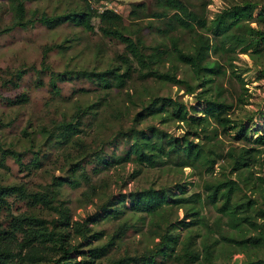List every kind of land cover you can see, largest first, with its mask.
I'll list each match as a JSON object with an SVG mask.
<instances>
[{
	"label": "rangeland",
	"instance_id": "rangeland-1",
	"mask_svg": "<svg viewBox=\"0 0 264 264\" xmlns=\"http://www.w3.org/2000/svg\"><path fill=\"white\" fill-rule=\"evenodd\" d=\"M89 1L97 11L107 7L121 14L118 26L134 38L142 39L146 45L156 44L170 51L171 41L177 40L184 50H189L194 46L199 32L211 36L207 29L197 26L186 29L174 20L173 26H168V18L158 20L151 15L146 16L170 12L171 9L167 8L163 0ZM138 1L145 3L144 13L140 18H133L129 14L131 2ZM184 1L206 18L208 23L211 16L222 7L248 1L255 5L256 13L260 4L264 3V0ZM84 4L81 0H25L26 16L34 17V11H37V15L41 11L47 14L60 13L67 9L82 8ZM12 17L10 0H0V27L11 23ZM34 21L32 25H17L0 35V142L5 147L20 151L24 163L30 162L33 155H38V162L25 167L8 155L5 166L0 164V183H22L30 190L42 191L50 187L54 176L78 178V170H72L71 161L80 157L77 161L85 166L90 183L82 181L80 186L72 187L65 182L56 187L57 196L69 207L71 218L82 221L88 215H94L95 220L89 226L94 230H102L103 236L99 240H92L93 243L106 242L116 229L118 231L119 223L125 221L128 224L122 231L124 235L94 264H108L109 257H119L125 253L142 254L154 247L165 233L174 236L172 239L164 237V240L173 242L174 249L164 255H157L155 264H247L250 260H264V216L261 211L249 209L252 223L240 218L239 224H234L245 211H236V216L232 217L231 212L219 210L223 201L221 198L211 201L207 194L209 183L220 177H232L238 181L240 188L231 194V201L252 199L255 207L264 208V143L252 140L256 135L253 128L264 132V51L251 56L240 52L239 48L234 52L211 50L210 58L219 61L225 72L216 75L212 83L201 86L198 84L200 79L193 75L189 65L176 59L171 51L168 52L162 57L159 69L166 70L171 63L175 64L178 67L177 77L183 78L189 86H194V92H190L185 84L150 76L141 78L137 75L138 64L130 56L135 68L125 85L105 89L99 80L87 78L79 71L100 73L119 64L116 56L125 52V45L116 37L101 33L97 16L92 18L94 31L71 21L53 27ZM250 23L255 25L254 21ZM247 24L244 20L233 30L243 31ZM210 41L214 39L210 37ZM60 42L65 48L56 46ZM46 48L49 49L44 54ZM18 69H22V75L15 79L13 73ZM63 69H70L79 75L74 73L70 79H57L60 93L56 94L49 83L50 70ZM14 80L16 85L13 84ZM20 92L27 94L26 101L8 102ZM154 96H170L189 106L191 111H194V104L199 111L201 105L197 101L204 97L222 100L231 107L226 112L222 111L221 116L231 119L234 124H241L242 121L250 125L245 126L248 138L238 137L236 128H223L224 123L211 116L203 122L205 129L200 130L203 134L197 138L203 153H206L203 162L191 165L171 162L157 166L142 165L141 172L135 177L130 176L138 167L134 160L110 166L98 162L94 157L95 151L103 156L125 152L129 145L125 133L135 123L134 114ZM91 103L93 106L89 113L80 118L83 130L78 136L89 144L84 157L74 155L76 152L69 144L59 142L55 130L47 139V129H40L45 126L49 132L54 129L56 121L69 118L77 104ZM171 109L172 106L168 105L164 112L146 117L137 123V128L149 131L153 127L173 137L188 135L194 138L189 125L172 117ZM23 128L30 134L25 135ZM196 130H199V126ZM242 148H251V153L256 157L244 169L233 171L232 157L227 152L237 154ZM150 186L164 189L168 199L153 213L125 208L118 218L104 214V209L115 206V200L122 194ZM182 186L186 189L180 196L193 195L196 199L175 203L172 199L178 196L176 191ZM7 201L6 206L0 208L1 226L7 225L11 215L30 209L24 200L14 194L8 195ZM31 210L48 219L57 217L55 210L42 206L32 207ZM81 240L79 236L71 237L74 244ZM208 244L210 256L204 254V246ZM87 246L84 242L80 248L85 249ZM189 252L194 255L190 260H184V253Z\"/></svg>",
	"mask_w": 264,
	"mask_h": 264
},
{
	"label": "trees",
	"instance_id": "trees-1",
	"mask_svg": "<svg viewBox=\"0 0 264 264\" xmlns=\"http://www.w3.org/2000/svg\"><path fill=\"white\" fill-rule=\"evenodd\" d=\"M81 1L85 4L84 7L79 9H67L64 12L53 14H47L45 11H41L38 15L36 14L37 11H34V17H32L26 16L25 0H10L13 17L11 23L0 27V35L8 32L17 25L22 27L32 25L35 22L34 20L48 27H53L64 21H71L77 25H82L87 30L94 31L92 18L97 16L100 23L98 27L101 33L105 36L116 37L125 45V52L116 56L119 64L100 73L93 71L85 72L84 70L79 71L87 78L99 80L101 86L105 89L111 88L112 86L122 87L125 85L135 68L130 56L138 64L137 75L141 78L150 76L175 84H185L188 85L187 87L190 92H194V86H189L183 78L177 77L178 67L175 64L171 63L170 67L166 70L159 69L158 65L162 57L167 55L168 52L171 51L176 59L189 65L193 75L200 79L198 84L201 86L202 84L212 83L216 75L225 72L219 61L210 58L211 50L218 51L224 49L234 52L236 48H239L240 52H245L251 56L263 53L264 51V3L260 4L256 13L254 12L255 5L248 1L235 3L224 8L222 7L211 16L210 22L208 23L206 18L189 7L184 0H163L167 8L171 9L170 12H156L147 14L146 16L151 15L158 20L168 18L166 20L168 26H173V20L179 26L186 29H192L197 26L202 29H207L211 34L209 36L208 34L199 32L193 43L194 46L189 50H184L178 44L177 40H172L170 44L171 50L169 51L166 47L160 45H146L139 37L134 38L129 33H126V31H123L118 26L122 16L113 9L106 7L101 11H97L89 0ZM144 7L145 3L142 1L131 2L129 14L133 18H140L143 16ZM244 20L248 22L246 29L243 31H234L233 29L239 27ZM251 21H254L255 25H252L250 23ZM210 37L214 41L211 42ZM218 38H221V40ZM66 40L65 38L64 41ZM62 44L60 42L56 46L65 48ZM147 48L150 50L147 51ZM48 49L46 48L43 53L46 54ZM44 66L48 67L47 65ZM121 67H123L122 71ZM74 73L79 75L70 69H63L62 71L50 70L49 83L52 91L59 94L60 89L57 85V79H70ZM21 75L22 69H18L13 73L15 79H19ZM9 80H12V78ZM13 84L16 85L15 80ZM238 99L243 102V99L240 97ZM26 100L27 94L20 92L15 98L8 99V102L21 103ZM200 100L197 101L201 105L198 107L199 111L195 109V104H192L194 111H191L189 106L170 96L152 97L133 116L135 123L125 133L129 140V145L125 149V152L118 155L112 153L103 156L95 151L94 157H96L98 162L107 166L134 160L138 164V167H135L132 171L130 174L131 177H135L141 172L142 165L157 166L168 162L177 165H191L195 162H203L206 153H203V147L197 138L203 134L200 130L203 131L205 129L202 126L203 122L211 116L220 119L224 123L223 128H236L238 137H247V130L245 128L248 125L247 123L241 121V124H234L231 123V119L221 116L222 111L226 112L231 107L230 104L222 100L214 99L211 96L204 97ZM168 105L172 106V117L189 125L192 130L191 132L194 133V138H190L188 135L173 137L167 133H160L154 130L153 127L149 131L137 128V123L141 120L150 115L164 112ZM92 106L93 103L87 105L77 104L69 118H62L54 123V129H50L49 132L45 126H41L40 129L42 131L47 129V139H49V136L55 130L59 137V142L69 144L76 152L74 155L84 157L88 153L89 144L78 136L83 130L80 126V118L89 113L90 107ZM197 126H199V130H196ZM253 130L256 132V135L252 140L256 143L263 144L264 132L260 133L255 128ZM244 131L245 133H243ZM22 132L25 135L30 134V131L26 128H23ZM243 149H240L237 154L231 151L227 152L232 157L233 171L244 169V167H247L253 161V157H256L255 154L251 153V148H246L247 150ZM8 155L14 157L19 165H24L25 167L30 166L31 163L36 164L38 162V155H33L30 162L24 163L20 151L5 147L0 142V164L2 166H5V158ZM77 160H80V157ZM77 160L74 162L71 161V167L73 171L78 170V178L71 179L69 177L62 178L54 176V181H51L50 187L42 191L30 190L22 183H0V208L6 206L8 202L7 196L10 194H14L24 200V203L30 207V209L26 208L16 215H11L6 226L0 225V264H36L43 261V264H94L99 257L106 254L108 248L117 242L116 240L124 235L122 231L128 227L125 221L118 224V231L116 229L108 237L106 242L93 243L92 240H99L103 236L102 230H94L89 226V223L95 220L94 215L90 214L82 221L71 218L69 207L65 205L63 199L57 196L56 187L59 184L66 182L72 187H78L82 181L90 183L85 166ZM239 188L240 185L236 179L232 177H220L215 182L209 183V191L207 194L211 201H216L218 198H221L223 201L218 207L219 210L231 212L232 217L236 216L234 214L236 211H245L240 217H237L234 224H239V220L241 219L252 223L253 219L249 218L251 215L248 211L249 209L257 208L264 216V208L255 207L252 199L241 202L238 200L231 201V194ZM185 189L186 187L184 186L177 189L178 196L172 199L175 203L196 199L193 195L187 197L180 196V193L185 192ZM195 196H199V194ZM167 200L164 189H157L150 186L122 194L119 199L115 200V206H107L104 209V214L118 218L122 216L125 208L153 213ZM35 206L53 209L56 211L57 217L48 219L47 217L39 215L34 210H31ZM72 235L79 236L82 240L74 244L71 242ZM164 237L168 239L174 238L171 234L165 233L155 243L154 247L145 250L142 254L125 253L119 257H109L107 259L108 264H155L157 255H164L174 249L173 242L164 240ZM225 238L228 237L225 236ZM84 242L88 246L85 249L80 248V245ZM185 254L184 260H190L189 258L194 255L191 252ZM204 254L206 256L211 255L210 244L204 246ZM247 264H264V260H250Z\"/></svg>",
	"mask_w": 264,
	"mask_h": 264
}]
</instances>
